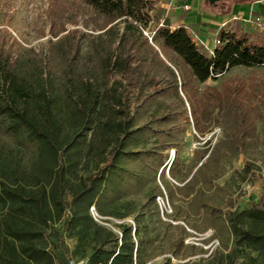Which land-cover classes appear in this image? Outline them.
<instances>
[{
  "label": "trees",
  "instance_id": "trees-1",
  "mask_svg": "<svg viewBox=\"0 0 264 264\" xmlns=\"http://www.w3.org/2000/svg\"><path fill=\"white\" fill-rule=\"evenodd\" d=\"M77 1L104 29L85 62L78 39L58 66L38 55L21 58L0 41V264H71L72 257L78 264H144L157 237L148 236V221L158 212L134 214L126 198L143 191L151 202L161 196L154 182L168 151L174 179L184 142L221 129L209 150L193 151L194 171L174 187L192 204L229 158L257 142L262 115L244 102L241 87L198 89L233 67L264 68V35L256 27L237 22L219 30L205 55L187 27L160 21L162 0ZM149 24L151 36L144 34ZM163 183L169 194L173 185ZM90 207L99 217L130 216L132 225L117 224L115 234L92 218ZM200 209L213 237L220 240V222L229 243L219 241L206 264H264V182L245 209L221 212L199 203ZM64 237L76 240L71 251Z\"/></svg>",
  "mask_w": 264,
  "mask_h": 264
},
{
  "label": "rangeland",
  "instance_id": "rangeland-1",
  "mask_svg": "<svg viewBox=\"0 0 264 264\" xmlns=\"http://www.w3.org/2000/svg\"><path fill=\"white\" fill-rule=\"evenodd\" d=\"M229 2L233 0H222L221 3ZM217 7L216 12L219 14L230 10L222 5ZM262 12L264 14V10ZM102 24L98 15L77 0H0V41L21 58L32 59L38 55L58 66L63 55L67 53L68 45L78 39L79 53L82 54L81 63L85 60L84 54L89 51L93 40L95 41L96 36L104 30H100ZM152 28V24H149L144 34L151 36ZM197 47L200 52L209 55L202 46ZM223 84L241 87L245 92L244 102L255 107L262 115L255 125L257 142L244 153L229 158L220 177L212 182L211 187L201 188L202 194L192 204L183 201L174 187H179L181 181L189 178L194 171L196 160L193 151L205 148L209 150L221 137V129L216 126L203 137H198L197 141L189 137L184 142L178 153V163L175 167L177 174L174 179L167 173L174 154L173 151H168L169 159L162 165L164 172L158 178L161 167L154 182L161 196L155 197L154 202H151L146 200L143 191L126 198L128 209L134 214L156 209L159 219L164 223L159 224L156 215L148 221V236L156 233L157 237L146 248V252L153 256L144 264H206L210 252L219 245V241L226 243L228 237L220 222L216 224V229L221 235L220 240L213 237L215 230L210 226V217L201 209L196 213V206L204 203L208 208L214 207L221 212L227 208L239 211L247 208L250 202H256L258 198L264 182V68L233 67L218 75L215 80H206L199 84L198 89L202 91L205 86H213L220 90ZM190 131L189 128L188 135ZM205 141L207 145L203 144ZM245 163L250 164L248 173L243 170ZM163 181L173 185L169 194ZM152 185L153 183H150L148 186ZM92 218L115 234L118 233L117 224L124 222L132 225L130 216L121 220L99 217L93 211ZM53 227L60 230L58 224ZM179 227L183 228L184 233L180 232ZM181 237L183 246L179 244ZM63 241L70 251L76 244L74 238L64 237ZM76 260L77 257H72L71 264H78Z\"/></svg>",
  "mask_w": 264,
  "mask_h": 264
},
{
  "label": "crops",
  "instance_id": "crops-1",
  "mask_svg": "<svg viewBox=\"0 0 264 264\" xmlns=\"http://www.w3.org/2000/svg\"><path fill=\"white\" fill-rule=\"evenodd\" d=\"M230 8L228 12L219 14L217 6ZM214 8H207L203 0H162L164 15L160 20L170 29L183 25L192 34V40L197 46H202L209 54L213 49L214 35L221 29H231L234 23L245 24L251 16L261 14L264 1L253 0L249 2L220 3ZM220 8V7H219ZM224 25V26H222Z\"/></svg>",
  "mask_w": 264,
  "mask_h": 264
},
{
  "label": "built area",
  "instance_id": "built-area-1",
  "mask_svg": "<svg viewBox=\"0 0 264 264\" xmlns=\"http://www.w3.org/2000/svg\"><path fill=\"white\" fill-rule=\"evenodd\" d=\"M260 1H264V0H260ZM245 23H248L250 26L256 27V29L264 35V16H262V17L251 16L250 18L245 20ZM222 26H224V25H222ZM216 44H218V38L215 34L214 38H213V45H216ZM89 211H90L91 215L93 216L94 210L92 207L89 208Z\"/></svg>",
  "mask_w": 264,
  "mask_h": 264
},
{
  "label": "water",
  "instance_id": "water-1",
  "mask_svg": "<svg viewBox=\"0 0 264 264\" xmlns=\"http://www.w3.org/2000/svg\"><path fill=\"white\" fill-rule=\"evenodd\" d=\"M219 1H221V0H207V3L209 5H214L215 3L219 2Z\"/></svg>",
  "mask_w": 264,
  "mask_h": 264
}]
</instances>
